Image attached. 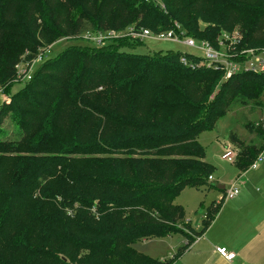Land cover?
I'll return each instance as SVG.
<instances>
[{
  "label": "trees",
  "instance_id": "1",
  "mask_svg": "<svg viewBox=\"0 0 264 264\" xmlns=\"http://www.w3.org/2000/svg\"><path fill=\"white\" fill-rule=\"evenodd\" d=\"M29 1L28 21L40 5ZM15 7L8 4L6 19ZM42 7L51 37L129 26L176 30V23L186 35L215 43L239 24L241 48L264 47V0H43ZM13 29L16 48L1 51L0 27V82L8 93L15 65L37 53L36 41ZM137 44L125 37L77 54L66 49L9 93L20 136L0 143V264H171L135 244L183 232L184 212L174 199L184 187L212 186L199 133L234 106L256 101L264 76L224 78L204 64L183 66L182 55L196 60L190 54L121 50ZM79 55L69 79L68 62ZM8 108L1 102L0 115ZM258 134L261 145L249 147L229 134L240 170L263 150L264 132ZM216 211H207L188 240Z\"/></svg>",
  "mask_w": 264,
  "mask_h": 264
},
{
  "label": "rangeland",
  "instance_id": "2",
  "mask_svg": "<svg viewBox=\"0 0 264 264\" xmlns=\"http://www.w3.org/2000/svg\"><path fill=\"white\" fill-rule=\"evenodd\" d=\"M11 1H14L16 7L13 16L8 20L5 18V13L8 4L11 3ZM38 1L40 2V5L35 10L30 21H28L26 18V8L27 5H30L29 0H0V27L5 29V33H3L2 31L3 41L1 43V51H5L7 48L13 51L16 48L17 38L16 32L13 28L17 27L20 30L24 29L25 33L36 41V55L42 54L44 56L40 60L33 63V66L30 69L31 78L33 72L39 65L43 63L45 59L47 60L53 56H56L66 49L71 50L72 52L77 54V52H80L78 50H81V52H83L84 49H87V47H92L91 43L87 42L84 39L76 38V36L73 35L51 37V35L48 34V31L50 30L48 29V23L45 22L47 15L44 8L42 7L43 0ZM60 1L63 2L64 0ZM25 18L26 21H24ZM141 25L144 26L143 24ZM199 26H204V23H200ZM238 28L241 29L240 25L236 24L230 30V32L237 30L241 33L240 29ZM150 29L151 28H149L148 30ZM150 31L156 32L154 28H152ZM42 44L45 45L41 46ZM196 45H198L197 42ZM121 50L135 54H163L171 51L195 55L198 57L203 56V51L199 47H188L186 45H183L181 42L154 39L152 37L145 38L141 42V44H137L133 47H122ZM79 57L80 58H76L68 62L71 65V71L68 75L69 79L73 78L78 73L77 67L81 63L82 55H79ZM16 65V73L14 75V78L11 80L12 84L9 88L10 94L16 92L26 82L20 79V77L22 76L21 72L19 71L22 67L20 66L21 64L17 67ZM0 88H2L4 92L3 97L2 95H0V105L3 101L6 106H9V108L5 110V113L0 115V143H3L19 138L20 135L18 129L20 127V113L18 111V108L15 106L12 96L7 91L6 84L0 82ZM72 117L74 118V115ZM246 123L252 125V130H249V128L245 125ZM259 132H264V92L256 101H250L247 104L234 106L233 109L216 120L213 127H211L210 129H204L199 133L197 140L199 145L203 149L204 160L212 169L210 176L213 177V183H215V181H224L222 185H225L224 190H227L230 183L234 180V173L236 168L228 161L222 160L220 158V155L226 147L224 146L225 143L231 144V146L236 150L238 154V148L230 142L229 134L234 133L236 141H238L245 147H249L250 145L261 144V139L258 134ZM92 138L94 141L100 140L98 136H92ZM233 164L235 165V163ZM207 195L208 193L206 190H195L194 187H184L180 190L174 201L178 204H182L181 201L187 203V206H180L183 208V210L189 212L188 209L192 208V204L188 203H191L192 199L195 196H202V198H205V196ZM56 201L61 202V197L57 196ZM178 228L180 230H186V238L190 237V235H194V231L186 228L181 222H179ZM152 240L153 238L150 240H145V242L140 240L135 244V247L139 252L157 258L159 253L164 252L165 249L159 247L164 246V244H158L156 243V241Z\"/></svg>",
  "mask_w": 264,
  "mask_h": 264
},
{
  "label": "crops",
  "instance_id": "3",
  "mask_svg": "<svg viewBox=\"0 0 264 264\" xmlns=\"http://www.w3.org/2000/svg\"><path fill=\"white\" fill-rule=\"evenodd\" d=\"M233 163L231 165L236 170L229 187L233 184L239 193L226 198L224 181L213 183V177L210 180L212 186L195 188L206 190L208 195L205 198L195 196L188 203L193 209H188L189 212L183 210L181 223L193 231L199 230L207 211L216 208L214 218L205 231L191 240L186 238L184 229L183 232L153 238L152 241L164 244L159 246L165 250L158 254V259H171V264H264V160L251 170H240ZM181 203L182 207L187 206L184 201ZM145 240L150 239L142 241ZM216 247L226 248L233 253V258L228 260L220 256Z\"/></svg>",
  "mask_w": 264,
  "mask_h": 264
},
{
  "label": "built area",
  "instance_id": "4",
  "mask_svg": "<svg viewBox=\"0 0 264 264\" xmlns=\"http://www.w3.org/2000/svg\"><path fill=\"white\" fill-rule=\"evenodd\" d=\"M156 1V0H145ZM175 29L160 30L157 32H151L143 27L129 26L123 31L106 30L103 32H90L86 31L76 38H81L91 43L94 46H102L110 43L119 38H129L131 40L143 41L145 38L152 37L160 40H171L175 42H181L188 47H199L203 51V56L198 57L192 55L196 60H189L185 56L180 57V62L183 66L196 67L200 64L210 66L223 71L224 78L237 73L251 72L261 74L264 76V47H246L241 48L240 41L242 40V34L237 30L232 32L222 31L216 38L215 43H211L207 40H198L191 36H188L182 31L178 24L175 23ZM196 42L198 45H196ZM44 56L42 54L36 55L32 60L26 62H19L18 65L22 66L20 72L22 76L21 80L27 81L31 78L30 69L33 63L40 60ZM0 95L4 96L3 89L0 88ZM3 102V101H2ZM237 152L230 145L227 144L224 148L220 158L233 163L236 159ZM264 160V152L261 151L254 160L250 163L249 169H255ZM208 180H211V176H208ZM239 193V189L231 184L228 190L225 192L226 198H232ZM215 251L222 257L231 260L233 253L228 252L224 247H216Z\"/></svg>",
  "mask_w": 264,
  "mask_h": 264
},
{
  "label": "water",
  "instance_id": "5",
  "mask_svg": "<svg viewBox=\"0 0 264 264\" xmlns=\"http://www.w3.org/2000/svg\"><path fill=\"white\" fill-rule=\"evenodd\" d=\"M222 187V186H221Z\"/></svg>",
  "mask_w": 264,
  "mask_h": 264
}]
</instances>
